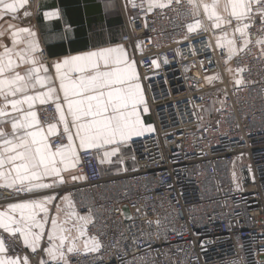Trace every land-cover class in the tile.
I'll use <instances>...</instances> for the list:
<instances>
[{"label":"built area","instance_id":"2783aa9c","mask_svg":"<svg viewBox=\"0 0 264 264\" xmlns=\"http://www.w3.org/2000/svg\"><path fill=\"white\" fill-rule=\"evenodd\" d=\"M34 1L27 6L33 17L42 12ZM252 7L244 20L228 17L238 49L229 58L209 21L189 31L197 19L188 0L151 10L147 0H131L122 38L134 53L154 131L130 142L132 169L102 173L95 151L81 149L80 181L33 193L0 187V206L54 197L36 251L0 229L8 248L0 256L63 264L44 251L60 244L59 233L51 241L47 235L56 218L69 230L60 249L66 264H264V44L257 43L264 22ZM244 23L250 43L241 50L235 30ZM36 113L44 124L60 120L55 103ZM66 140L58 129L49 143L55 150Z\"/></svg>","mask_w":264,"mask_h":264},{"label":"snow or ice","instance_id":"6c2138e0","mask_svg":"<svg viewBox=\"0 0 264 264\" xmlns=\"http://www.w3.org/2000/svg\"><path fill=\"white\" fill-rule=\"evenodd\" d=\"M28 0H13L12 3H6L0 0V6L5 10L15 13L18 8L24 7ZM172 0H168L171 4ZM177 3L180 0H176ZM193 7H197L195 0H188ZM221 0H213L211 6L204 4V10L208 13V18L218 21L214 24L215 28H220L221 17L216 9ZM255 4L256 11L260 13L261 21L264 22V0H226L224 4L225 11L237 21L244 20L253 11ZM167 7L164 3H156L152 0L149 4V10L152 7ZM27 15V13H26ZM46 15H48L46 13ZM230 23V21H228ZM200 25L197 20L195 25H188L189 31H195ZM251 25L244 23L236 28L240 37L243 39L241 47H247L250 43L247 29ZM18 32L28 33L34 36L27 28L19 29ZM18 32H13L16 37ZM2 35V33H0ZM13 43H16L14 39ZM257 43L264 44V39H258ZM219 47H224L219 40ZM30 48L25 51H36L35 42H29ZM229 58L237 53L235 40H228ZM12 50L5 46L4 52L0 54V96L5 100V104L0 106V117H9L6 109L11 106V112L19 114L11 119V133L5 132L0 128V187L14 189L17 192L33 193L42 189L54 187L56 184L65 183L62 173L71 167H75L78 160L77 147L80 149H98L104 145H121L127 143L133 136L143 134L144 128L137 112L138 105L146 104L142 88L138 80V74L135 71L134 62L129 64L123 55V48H102L95 51H89L81 55L64 58L63 61L55 62L57 77L60 80V90L63 92V99L67 104V113L71 116V127L65 115L62 105L57 102L56 109L60 113V121L64 124V133L67 134V144H59L53 150L49 143L48 135H56V125L48 126V135H46L38 126L36 113L31 111L35 101L46 103L56 92V89L48 87L46 92H38L35 95H28L29 87L35 88L37 85L45 87L51 77L40 75L41 70L45 73L47 68L33 67L25 75L16 72L14 75H7L17 67L12 58ZM20 61L25 60V56L17 53ZM101 62L104 67L115 65L109 71H100ZM31 63L36 64L32 59ZM69 72L80 73L78 79L73 80L68 76ZM92 72L94 74L86 75ZM242 83L241 80L236 81ZM19 98H16L17 95ZM9 97H13L9 99ZM59 101V97H56ZM28 106L26 111L23 106ZM144 111H148L147 107ZM3 121H0L2 123ZM76 140L79 141L78 146ZM118 148H113L108 155H115ZM45 178H52L50 183L44 182ZM73 180L77 177L73 176ZM54 197L45 196L41 200H25L19 203L9 204L8 208L12 212H19L20 219L6 212H0V229L15 236L17 233L22 238L23 244L35 252L39 242L45 234V224L48 223L46 203ZM44 212L43 219H38V212ZM80 220H87L85 217H79ZM67 223V221H64ZM75 227V225H73ZM35 229V231H34ZM69 231L62 224H58L56 218L51 219V229L47 233L51 241L59 233L60 244L51 245L44 249L52 261L63 262L66 264L65 254L60 249L67 239L63 233ZM80 235H85L83 226L80 227ZM92 251H95L100 245L95 237L91 238ZM88 241H85L87 246ZM75 245L67 248L69 253L75 251ZM8 248L3 235H0V254L6 253ZM0 264H28V257H7L0 256ZM41 264H46L41 261Z\"/></svg>","mask_w":264,"mask_h":264},{"label":"crops","instance_id":"0c3cea01","mask_svg":"<svg viewBox=\"0 0 264 264\" xmlns=\"http://www.w3.org/2000/svg\"><path fill=\"white\" fill-rule=\"evenodd\" d=\"M5 2L12 3L13 0H5ZM151 2L152 0H147L148 5ZM225 2L226 0H221L219 7L216 9L218 15L222 18L221 21H219L221 23L220 28L214 27V24L218 21L215 17L209 19L208 13L205 12L203 7L205 3L211 6L213 0H195L197 7L194 8V17L199 21L203 19L209 21L216 45L218 46L217 41L219 40V42L224 44V47L228 49L227 41L233 40V31L228 22L230 21L228 20V17L232 16L230 15V9L229 11H225ZM130 3L131 0H35L33 6L36 9H40L42 12L34 17L32 13L27 10L28 2L24 7L18 8L15 13L7 11L0 6V33H2V35H0V54L4 52L6 46L12 50V58L17 64V67H15L12 72L7 73V75L11 76L18 72L23 76L33 67L43 66V68H47L46 73L43 70L40 72V75L42 76L47 75L51 77L47 85L45 87H41L40 85H37L35 88L29 87L27 94L35 95L38 92H46L48 87L56 89V92L51 98L47 99L46 103H55L56 105V103L59 102L62 105L69 121V126L73 132H75V129L71 127V116L67 113V104L63 99V92L60 90V80L53 67L54 63L63 61L64 58L81 55L89 51H95L102 48H116L117 46L123 48L124 58L129 64L134 62L135 71L138 74V80L134 82L141 85L143 96L146 101V104H141L137 107V112L140 116L144 131L142 135L133 136L125 144L104 145L98 149H93L98 158L101 172L105 174H113L118 171L132 169L134 162L132 157H130V142L135 139L146 137L154 131L150 112L149 110L146 112L144 111L145 107L148 109L147 98L144 94L143 84L139 81V72L136 67L134 53L132 52L131 46L122 38L125 33L123 23L124 16L127 18L132 16ZM156 3L169 4L168 0H156ZM46 13L48 15H46ZM22 28L29 29L35 35L32 36L28 33L18 32V30ZM13 32H18V35L14 37ZM14 39L16 40L15 44L13 43ZM30 41L35 42L37 45V50L34 52L30 50L25 51L30 48ZM17 53H21L25 56L23 62L20 61L19 56L16 55ZM41 53L44 56H42ZM32 59L36 60L35 65L31 63ZM112 67H115V65H110L106 68L104 67L103 62H101L100 71H109ZM91 74L94 73H86V75ZM68 76L71 79L76 80L79 78L80 73L69 72ZM19 95L20 94H18L16 98H19ZM57 96L59 97V101L56 100ZM12 98L13 97H9V99ZM4 104L5 100L0 96V106H3ZM41 104L43 103H40L39 100L35 101L31 111L36 113L37 108L41 106ZM23 108L26 111L28 110L26 104ZM6 110L11 113V115L6 118L0 117V121H3L0 123V128L7 133H11V119L13 116L18 117L19 114L12 113L10 105ZM57 115L60 117L58 111ZM36 118L38 120V126L43 129L46 135H48V126L51 124H44L41 122L37 113ZM55 125L56 132L58 129H64V124L60 120ZM53 136L55 135H48L49 142ZM67 143L68 140H66L64 144ZM78 143L79 141L76 140L77 146ZM113 148H118L116 154L106 156L105 153H111ZM79 150L81 149L77 147V154ZM78 162L79 159L75 162V167H71L62 173L65 182L73 183V181H80L83 179L81 175L76 173ZM73 176L77 177V179L73 180ZM51 180L52 178H45L44 182L50 183ZM58 185L59 184H56L54 187ZM49 189L50 188L39 191L44 192ZM42 198L29 200H41ZM51 201L46 203L45 206L47 209H49ZM0 212H6L9 215L15 216L17 219H20V213L18 211L12 212V210L8 208V205L0 206ZM37 212L38 215L43 214V217L38 219H43L45 213L40 212L39 210H37Z\"/></svg>","mask_w":264,"mask_h":264},{"label":"rangeland","instance_id":"374dc122","mask_svg":"<svg viewBox=\"0 0 264 264\" xmlns=\"http://www.w3.org/2000/svg\"><path fill=\"white\" fill-rule=\"evenodd\" d=\"M206 80L208 81L209 80V77H206Z\"/></svg>","mask_w":264,"mask_h":264}]
</instances>
